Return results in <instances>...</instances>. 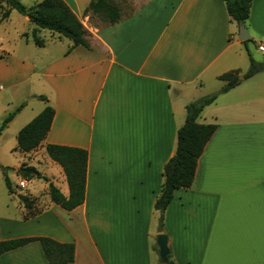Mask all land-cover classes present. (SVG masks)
<instances>
[{
	"label": "crops",
	"instance_id": "0c3cea01",
	"mask_svg": "<svg viewBox=\"0 0 264 264\" xmlns=\"http://www.w3.org/2000/svg\"><path fill=\"white\" fill-rule=\"evenodd\" d=\"M63 1L82 20L93 0ZM245 26L249 40L241 42L223 0H135L116 24L87 27L89 50L69 51L72 43L58 35L37 47L25 36L32 24L20 35L22 51L1 50L0 93L17 90L16 103L25 106L0 140L46 107L55 115L39 148H15V172L26 164L48 179L27 183L39 182L26 195L40 210L25 218L18 197L0 188V241L74 244L72 264H167L157 245L166 234L174 264H264V71L205 108L198 123L217 129L191 188L175 191L163 215L154 209L186 106L220 91V76L246 73L249 55L264 64V0H253ZM48 144L88 153L85 201L73 211L51 202V183L65 197L69 187ZM0 264L49 263L32 242L0 255Z\"/></svg>",
	"mask_w": 264,
	"mask_h": 264
},
{
	"label": "trees",
	"instance_id": "16d2710c",
	"mask_svg": "<svg viewBox=\"0 0 264 264\" xmlns=\"http://www.w3.org/2000/svg\"><path fill=\"white\" fill-rule=\"evenodd\" d=\"M9 8V16L12 11L18 12L21 16L28 18L33 25L30 34L25 35L31 38L37 47H44L46 40L40 36V32L49 31L65 38L72 43L69 51L78 47L89 50L88 31L84 28L77 16L63 0H42L41 2L26 7L20 0H0ZM227 12L233 22L239 26L246 23L250 15L253 0H223ZM103 15L107 24L113 25L120 21L121 10L109 0H93L86 14ZM250 66L246 73L231 71L219 77L224 82L220 91L199 98L186 106V117L183 126L178 130L177 146L174 157L164 166V182L155 203L154 209L163 215L171 204L174 193L180 189L191 188L198 161L204 152L205 147L215 133L216 125L199 124L198 119L205 108L215 102L220 94L226 93L235 88L242 81L248 80L259 72L264 71L262 64L256 62L249 55ZM39 100L46 101L45 96H39ZM21 104L3 120L0 125V134L24 108ZM55 111L52 107H46L34 120L26 125L17 136V149L23 153H29L39 148L45 140L53 122ZM46 152L49 158L57 163L63 170L68 187L69 195L65 197L52 183L49 185L51 202L58 205L65 211H73L85 201L86 179L88 168V153L79 148L48 144ZM176 158V164L173 160ZM5 185L8 192L15 194V189L8 176L9 168H1ZM18 176L26 181L34 179L48 181L34 167L22 164L17 170ZM20 203L27 212L34 211L35 199L26 194L17 195ZM39 212V211H38ZM33 213L29 217L35 215ZM27 214V213H26ZM27 217V218H29ZM164 224L159 222V231L163 232ZM32 242H39L46 260L49 264H72L75 260V245L60 243L47 237L20 238L0 241V255L26 246ZM157 249V248H156ZM167 264H174L171 261V254L167 257Z\"/></svg>",
	"mask_w": 264,
	"mask_h": 264
},
{
	"label": "rangeland",
	"instance_id": "374dc122",
	"mask_svg": "<svg viewBox=\"0 0 264 264\" xmlns=\"http://www.w3.org/2000/svg\"><path fill=\"white\" fill-rule=\"evenodd\" d=\"M23 5L26 7H31L42 0H20ZM116 4L120 10H127V12H131L135 7V0H109ZM9 8L5 3L0 1V51L1 50H11L16 49L18 52L22 51L19 50L18 44L21 43L22 38L20 35L23 33H27L30 30V23L26 22L25 18L21 16L18 12L12 11L10 16L8 14ZM80 20V19H79ZM84 28L87 30L89 26H99L107 24L106 18L103 15H92L91 13L80 20ZM88 31V30H87ZM28 34V33H27ZM30 34V33H29ZM40 36L48 41L51 36H55L49 31H42L40 32ZM260 59H264V54L258 55ZM0 86L3 84L0 82ZM12 93L14 94L12 96ZM17 90L13 91H6L0 93V123L2 124L3 120L10 114L13 110H15L16 106H18L17 102ZM15 104V105H14ZM37 102H34L31 107L37 110ZM41 106V105H40ZM19 107V106H18ZM15 108V109H14ZM25 122V121H24ZM23 122V123H24ZM22 122H16L14 126L7 130L4 134L3 138L0 140V156L3 159V164H7L10 171V177L12 184L15 186V196L19 194H26L28 190L35 191L37 189L38 181L32 182L30 186L26 190H21L18 188V183L21 178L18 176L17 171L13 169L17 167L21 162V156L15 151L17 145V134L23 125ZM4 167L0 165V188L4 191L6 190V185L3 177V173L1 168ZM6 193V192H5ZM2 198V194H0V199ZM13 210V208H11ZM40 209H36L32 212H27L25 218L29 217L35 212H38Z\"/></svg>",
	"mask_w": 264,
	"mask_h": 264
},
{
	"label": "water",
	"instance_id": "95a60500",
	"mask_svg": "<svg viewBox=\"0 0 264 264\" xmlns=\"http://www.w3.org/2000/svg\"><path fill=\"white\" fill-rule=\"evenodd\" d=\"M239 40L241 42H245L249 40V33L244 23L239 25ZM264 67V64H262ZM176 158L173 160V164H176ZM163 219V217H161ZM157 245L159 248V255L163 262H167V257L170 254V250L168 247V236L166 234H159L157 236Z\"/></svg>",
	"mask_w": 264,
	"mask_h": 264
},
{
	"label": "built area",
	"instance_id": "2783aa9c",
	"mask_svg": "<svg viewBox=\"0 0 264 264\" xmlns=\"http://www.w3.org/2000/svg\"><path fill=\"white\" fill-rule=\"evenodd\" d=\"M259 50L261 52H264V47L260 46ZM27 183H28V181H26L25 179H21L18 183V188L21 190H26L27 189Z\"/></svg>",
	"mask_w": 264,
	"mask_h": 264
}]
</instances>
